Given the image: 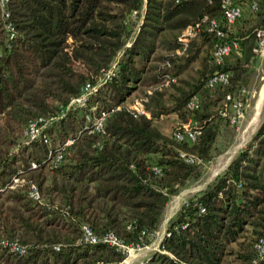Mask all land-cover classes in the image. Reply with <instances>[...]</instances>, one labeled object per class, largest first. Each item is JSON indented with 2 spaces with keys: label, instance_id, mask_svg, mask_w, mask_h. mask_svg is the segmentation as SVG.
<instances>
[{
  "label": "trees",
  "instance_id": "16d2710c",
  "mask_svg": "<svg viewBox=\"0 0 264 264\" xmlns=\"http://www.w3.org/2000/svg\"><path fill=\"white\" fill-rule=\"evenodd\" d=\"M256 2L233 26L220 0L0 1V239L23 248L0 245V264H119L121 250L81 240V223L124 243L155 236L168 199L223 151L218 138L235 123L230 104L243 111L241 92L264 31V0ZM203 14L237 44L219 64L211 56L216 36L204 25L184 48L178 38ZM214 72H226V80L209 84ZM166 76L175 80L164 83ZM86 83L92 89L84 101L71 103ZM138 89L147 115L126 105ZM193 95L197 106L188 107ZM100 110L107 111L101 130L90 131L88 119ZM170 113L177 123L166 133L158 119ZM38 118L39 135L22 140L24 125ZM189 120L199 132L176 139ZM66 137L72 141L55 161ZM31 184L38 199L28 194ZM262 239L264 117L168 218L159 241L166 252L137 264H264Z\"/></svg>",
  "mask_w": 264,
  "mask_h": 264
},
{
  "label": "built area",
  "instance_id": "2783aa9c",
  "mask_svg": "<svg viewBox=\"0 0 264 264\" xmlns=\"http://www.w3.org/2000/svg\"><path fill=\"white\" fill-rule=\"evenodd\" d=\"M3 4L4 0H0ZM210 1V0H207ZM257 2L256 0H251L249 2V9L254 10L256 8ZM220 6H221V14L223 19L227 24H233V22L241 15L243 6L240 4V2H236L235 0H220ZM134 11L131 12V15H134ZM204 25V27L209 30L213 31L216 39L213 43V46L211 48V56L213 61L216 64L221 63L225 57H227L231 52L235 53L237 52V44L236 41L233 39H226L224 30L220 29L218 27L219 23L218 20L215 18H207L205 14L201 16V18L197 21H195L192 24H187L180 32L179 34V40L182 42V48L186 46L187 40L194 36L200 29V26ZM11 29V28H9ZM263 31H258L257 34L261 36V33ZM11 34V32H10ZM264 42L262 38L259 39V45L254 48V51H257L260 49V45ZM180 52V50H178ZM227 73L226 72H214L208 82L209 84H214L218 82H224L226 80ZM174 77L166 76L164 83H168L169 81H174ZM92 89V86L89 83H86L80 94L78 96L72 97L70 99L71 103H82L87 95V92ZM144 100V98H136L133 103L132 107L129 108L133 113H140L147 115V112L142 107L141 101ZM233 105H236V102H233ZM188 107H195L197 106V98L196 96H192L187 101ZM235 116L241 114V111L239 110V107L236 109ZM107 115L106 110H100V112L94 116L91 119H88L90 121V131H99L102 127V122L105 116ZM235 117L233 116L230 120L234 121ZM39 120L38 119H32L29 120L23 127L22 130V136L24 140H32L36 138L39 135ZM199 132L197 127L195 126V121L189 120V122L183 124V131H175L173 134L176 139H182V137H185L188 140H193L195 135ZM72 141V138L67 137L64 139L62 144L59 146V148L54 152V160H59L61 151L64 149L66 145H68ZM179 155L183 157L185 161L188 162H198L199 159L197 156L191 153H185L180 151ZM35 162L31 161V166H35ZM154 171H158V168L153 166ZM16 180L17 178H13ZM28 194L35 199L39 198V191L37 187L34 184H31L29 187ZM80 237L81 240L85 243H95V242H104L110 246H114L116 249L121 250L124 253L123 262L124 264H134L132 261L128 262L127 258L135 251L143 246L144 244L140 243H124L117 235H115L112 231L107 230L102 234L95 233L92 228L87 223H81L80 224ZM0 245H3L7 247L8 250L15 251L17 253H22L23 248L22 246L16 241V240H9L7 238L0 239ZM264 246V239H262L258 244V250L259 252L262 251ZM57 247V246H56ZM156 250L160 252H166L162 247L156 246ZM129 260V258H128ZM140 262V261H139Z\"/></svg>",
  "mask_w": 264,
  "mask_h": 264
},
{
  "label": "rangeland",
  "instance_id": "374dc122",
  "mask_svg": "<svg viewBox=\"0 0 264 264\" xmlns=\"http://www.w3.org/2000/svg\"><path fill=\"white\" fill-rule=\"evenodd\" d=\"M241 1L242 3L240 2V4L243 6L244 11H250L249 1ZM248 11L247 13L251 14ZM260 38L264 40V31L261 33ZM255 54L256 56L253 62V66L241 92L245 97V106L243 107V111L241 112V114L234 116L235 119L233 122L235 123H233L232 126H228V128H233L232 134L228 131V128H224L221 136L218 138V146L224 148L223 151L221 153L212 155L211 159L200 166V175L196 178H190L175 195L171 196L168 199L163 209L161 218L162 222L163 220L168 219L169 216L173 214L180 202H182L188 195L201 190L206 184L212 181L215 175L223 169L230 158H232L239 149L243 148L247 144L251 135L254 133L261 120L263 119L264 93L263 95H261V89L264 85V42H262V44L260 45V49L255 51ZM142 95L143 93L140 89H138L136 92L131 93L130 96L126 99V105L128 106V108H131L133 101ZM233 102H236V105H233ZM233 102L230 104V107L233 111L236 112L238 102L235 100ZM231 118L232 117H230V119ZM158 123L160 124V127L164 132L169 133L175 127V124L177 122L174 113H170L168 115H162L161 117H159ZM22 140H24L23 136ZM157 246L159 247V242L157 243ZM155 249L156 247L154 248V250ZM138 250H135L128 257L129 260L127 258L128 262L132 261L134 264H137L142 260L136 259ZM119 264H124L123 259L119 262Z\"/></svg>",
  "mask_w": 264,
  "mask_h": 264
},
{
  "label": "crops",
  "instance_id": "0c3cea01",
  "mask_svg": "<svg viewBox=\"0 0 264 264\" xmlns=\"http://www.w3.org/2000/svg\"><path fill=\"white\" fill-rule=\"evenodd\" d=\"M170 217V216H169ZM168 219H165L160 221V224H159V228L157 230V233L155 234V236L146 244H144L145 246H143L142 248H140L137 252V258L138 260L140 259H146L148 258V256L154 252V248L157 246V243L160 241V238L164 232V229H165V225H166V222H167ZM161 233V234H160ZM134 260V259H133Z\"/></svg>",
  "mask_w": 264,
  "mask_h": 264
},
{
  "label": "bare ground",
  "instance_id": "6f19581e",
  "mask_svg": "<svg viewBox=\"0 0 264 264\" xmlns=\"http://www.w3.org/2000/svg\"><path fill=\"white\" fill-rule=\"evenodd\" d=\"M263 93H264V85H263V87L261 89V95H263Z\"/></svg>",
  "mask_w": 264,
  "mask_h": 264
}]
</instances>
